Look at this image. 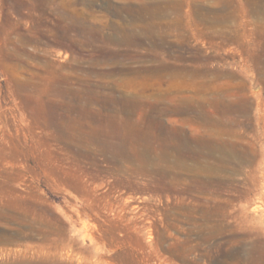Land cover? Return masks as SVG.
Masks as SVG:
<instances>
[{
  "label": "rangeland",
  "instance_id": "rangeland-1",
  "mask_svg": "<svg viewBox=\"0 0 264 264\" xmlns=\"http://www.w3.org/2000/svg\"><path fill=\"white\" fill-rule=\"evenodd\" d=\"M263 8L0 0V264H264Z\"/></svg>",
  "mask_w": 264,
  "mask_h": 264
},
{
  "label": "bare ground",
  "instance_id": "bare-ground-1",
  "mask_svg": "<svg viewBox=\"0 0 264 264\" xmlns=\"http://www.w3.org/2000/svg\"><path fill=\"white\" fill-rule=\"evenodd\" d=\"M264 1V0H263ZM251 4V3H250ZM256 4V3H255ZM258 6V5H257ZM257 9V8H256ZM264 9V8H263ZM251 10V9H250ZM232 11V10H231ZM193 12V11H192ZM264 13V12H263ZM164 15V14H163ZM222 16H223V14H221ZM160 17V16H159ZM214 17V16H213ZM163 18V17H162ZM216 18V17H215ZM228 18V17H227ZM217 20V19H216ZM229 21V20H228ZM241 24V23H240ZM148 25V24H147ZM146 27V26H145ZM173 27V26H172ZM231 28V27H230ZM230 34V33H229ZM221 37V36H220ZM246 37V36H245ZM222 40V39H221ZM164 41V40H163ZM239 41V40H238ZM256 42V41H255ZM262 44V43H261ZM238 45V44H237ZM247 46V45H246ZM246 48V47H245ZM250 49V48H249ZM264 49V48H263ZM257 56V55H256ZM259 60V59H258ZM259 63V62H258ZM255 64V63H254ZM261 67V66H260ZM195 67H194V69L192 70V72L193 73H197V72H195ZM258 70H259V68H258ZM182 72V71H181ZM189 72V71H188ZM223 72V71H222ZM229 72V71H228ZM233 77V76H232ZM226 78V77H225ZM229 79V78H228ZM229 82V81H228ZM219 94V93H218ZM217 95V94H216ZM216 97V96H215ZM214 97V98H215ZM136 100V99H135ZM216 100H217V98H216ZM219 101V100H218ZM185 103V102H184ZM217 103V102H216ZM233 103V102H232ZM190 104V103H189ZM212 106H213V104H212ZM200 108V107H199ZM222 110H223V112H227V111H232V110H234L235 108H230V107H228V106H225V105H223L222 107ZM217 109V108H216ZM174 110H175V112H178V113H182V112H186V111H192L193 110V107H191V106H176L175 108H174ZM244 111V110H243ZM198 112V111H197ZM240 112V111H239ZM226 114V113H225ZM151 116V115H150ZM203 117V116H202ZM227 117V116H226ZM198 118V117H197ZM204 118V117H203ZM220 118V117H219ZM224 118V117H223ZM222 118V119H223ZM230 118V117H229ZM215 119V118H214ZM225 119V118H224ZM204 120V119H203ZM226 121V120H225ZM228 121V120H227ZM222 126V125H221ZM207 129V128H206ZM212 129V128H211ZM173 131V130H172ZM168 135V134H167ZM180 137V136H179ZM169 140V139H168ZM202 142V141H201ZM212 142V141H211ZM184 144V143H183ZM194 144V143H193ZM185 146V145H184ZM222 146V148H226V150H227V152L228 153H231V154H236L237 152H239V149H237V146L236 145H221ZM188 147V146H187ZM189 148V147H188ZM194 148V147H193ZM205 148V147H204ZM208 148V147H207ZM184 149V148H183ZM181 150V149H180ZM186 150H187V148H186ZM189 151H190V149H188ZM193 150V149H192ZM205 150V149H204ZM214 150V149H213ZM178 151V150H177ZM182 152V151H181ZM196 152H197V150H196ZM183 154V153H182ZM189 154V153H188ZM191 154V153H190ZM208 155V154H207ZM197 156V155H196ZM213 156H215V155H213ZM181 159V158H180ZM182 159H183V157H182ZM164 161V160H163ZM218 162V161H217ZM220 162V161H219ZM208 168V167H207ZM175 170V169H174ZM199 176V175H198ZM207 176V175H206ZM214 183V182H213ZM255 208H256V206H255ZM221 214V213H220ZM206 215V214H205ZM41 262V261H40ZM25 264V263H24ZM26 264H31V262L30 263H26Z\"/></svg>",
  "mask_w": 264,
  "mask_h": 264
}]
</instances>
